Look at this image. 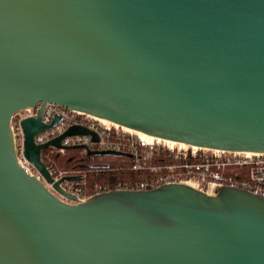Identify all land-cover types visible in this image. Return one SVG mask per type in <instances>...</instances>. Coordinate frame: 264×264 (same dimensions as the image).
<instances>
[{
  "label": "water",
  "instance_id": "95a60500",
  "mask_svg": "<svg viewBox=\"0 0 264 264\" xmlns=\"http://www.w3.org/2000/svg\"><path fill=\"white\" fill-rule=\"evenodd\" d=\"M40 103L180 144L264 153V0H0V264H264V197L248 190L172 183L80 200L42 151L99 138L72 126L36 144L60 118L22 122L44 180L28 172L13 121Z\"/></svg>",
  "mask_w": 264,
  "mask_h": 264
},
{
  "label": "built area",
  "instance_id": "2783aa9c",
  "mask_svg": "<svg viewBox=\"0 0 264 264\" xmlns=\"http://www.w3.org/2000/svg\"><path fill=\"white\" fill-rule=\"evenodd\" d=\"M38 117L47 125L60 118L57 124L36 135L35 142L39 145L62 136L72 126L85 127L98 136V141L91 135L67 136L62 140L61 148L50 146V152L46 149L42 151V160L55 181L64 179L61 182L63 189L80 200L110 190H149L172 183H187L207 193L222 186L236 187L264 197V153L227 152L189 145L183 148L180 143L174 146L168 144L167 140L160 141L156 137L150 142L124 127L110 125L60 105L42 103L18 112L13 121L19 162L41 180H44L42 174L25 156L22 126L25 119ZM73 150L82 159L123 158L129 162L132 171L145 173L146 177L134 182H119L112 188L100 184L89 186L86 170L68 171L58 170L56 167L55 158ZM95 151H113L129 156H97L92 154ZM69 176H82L83 179L66 180ZM47 186L57 193L52 184L47 183ZM57 194L73 203L65 196Z\"/></svg>",
  "mask_w": 264,
  "mask_h": 264
},
{
  "label": "trees",
  "instance_id": "16d2710c",
  "mask_svg": "<svg viewBox=\"0 0 264 264\" xmlns=\"http://www.w3.org/2000/svg\"><path fill=\"white\" fill-rule=\"evenodd\" d=\"M73 158V160L70 159ZM76 150L69 151L66 156H58L57 162L60 167L80 168L86 170V181L89 186L100 184L112 188L119 182H134L146 177L145 173L132 171L129 162L123 158L96 159L79 158ZM97 167L105 168L98 171Z\"/></svg>",
  "mask_w": 264,
  "mask_h": 264
},
{
  "label": "bare ground",
  "instance_id": "6f19581e",
  "mask_svg": "<svg viewBox=\"0 0 264 264\" xmlns=\"http://www.w3.org/2000/svg\"><path fill=\"white\" fill-rule=\"evenodd\" d=\"M102 121H104V120H102ZM106 123H108V124H110V125H113V124H111V123H109V122H107V121H105ZM125 129H127V130H130V131H132V132H134V133H137V134H139L141 137H143V138H146L148 141H150V142H152L153 140H154V137H152V136H148V135H146V134H143V133H140V132H136V131H134V130H131V129H128V128H125ZM160 141H161V139H159ZM168 142V144H170V145H176L177 143L176 142H172V141H167ZM182 147L183 148H187L188 147V145H186V144H182Z\"/></svg>",
  "mask_w": 264,
  "mask_h": 264
},
{
  "label": "rangeland",
  "instance_id": "374dc122",
  "mask_svg": "<svg viewBox=\"0 0 264 264\" xmlns=\"http://www.w3.org/2000/svg\"><path fill=\"white\" fill-rule=\"evenodd\" d=\"M46 150L48 151V152H50L51 151V149H49V147L48 148H46ZM69 153V151L66 153V155ZM79 154V153H78ZM66 155H61V156H66ZM55 157V156H54ZM58 158V157H57ZM57 158H55V164H56V167H57V169L58 170H68V171H75V170H83L84 171V169H78V168H65V167H60L59 165H58V162H57ZM70 159L71 160H73V158L72 157H70ZM103 169H105V168H100V169H98V171H102ZM87 173L88 172H86V175H87ZM95 185V184H94Z\"/></svg>",
  "mask_w": 264,
  "mask_h": 264
}]
</instances>
